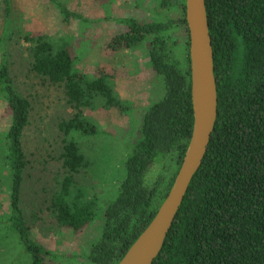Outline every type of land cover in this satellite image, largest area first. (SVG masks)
I'll return each mask as SVG.
<instances>
[{"label":"trees","instance_id":"obj_1","mask_svg":"<svg viewBox=\"0 0 264 264\" xmlns=\"http://www.w3.org/2000/svg\"><path fill=\"white\" fill-rule=\"evenodd\" d=\"M66 21L95 19L47 0ZM173 0L145 8L142 17L114 18L118 31L108 49L119 52L147 45L152 68L164 84L163 97L143 117L141 135L124 162L116 196L100 207L77 176L91 166L82 135L108 131L95 121L98 108L124 109L117 97L115 71L107 66L82 68L73 42L46 30L20 31L29 43L31 69L62 86L75 110L61 124L65 174L50 210L59 229L78 232L102 216L100 234L87 252L86 264H118L149 225L167 196L183 161L194 127L190 36L184 62L176 56L175 30L187 25L186 0L179 19L169 15ZM5 20L11 0H4ZM218 86V117L203 163L190 183L177 217L153 264H264V0H206ZM116 23V24H117ZM188 30V27H187ZM53 35V36H52ZM7 32L0 34V102L9 125L0 151V193L9 216L4 223L17 234L29 264H79L80 255L47 247L32 232L22 207L27 164L23 146L30 101L11 76ZM6 40V41H5ZM100 102V103H99ZM176 167L168 179L158 170L168 158ZM10 180V184H9Z\"/></svg>","mask_w":264,"mask_h":264},{"label":"rangeland","instance_id":"obj_2","mask_svg":"<svg viewBox=\"0 0 264 264\" xmlns=\"http://www.w3.org/2000/svg\"><path fill=\"white\" fill-rule=\"evenodd\" d=\"M62 1H66L69 8L96 21L89 24L79 20L66 21L47 0H11V16L5 20V3L0 0V34L7 32L5 41L11 76L20 93L30 101L29 124L23 134L27 164L22 207L26 218L34 236L47 247L79 254V264H86L89 262L87 252L100 234L102 216L98 215L92 224L74 232L69 228L59 229L53 222L50 210L52 197L65 174L61 157L64 138L61 124L71 119L75 110L62 86L54 85L32 71L30 46L20 31L40 29L63 36L73 42L83 69L95 72L107 66L116 73V93L125 105L124 109L100 106L95 121L108 132L97 137L82 135L80 139L91 166L77 179L90 194L100 199V207H104L116 196L124 162L131 146L141 135L146 110L164 95L163 81L151 66L146 44L119 52H110L107 48L118 31L119 24L114 18L142 17L145 8L156 6L160 0ZM183 1H172L169 11L172 18L182 17ZM187 31L185 24H180L175 30L179 39L176 56L183 62L188 42ZM9 116L5 105L0 102V151L8 130ZM175 167L176 160L170 157L165 167L155 170L168 179ZM4 171L0 166V173ZM6 179L4 192L0 193V203L7 199ZM8 216L9 208L4 202L0 205V264H29L31 258L25 254L22 242L4 223Z\"/></svg>","mask_w":264,"mask_h":264},{"label":"water","instance_id":"obj_3","mask_svg":"<svg viewBox=\"0 0 264 264\" xmlns=\"http://www.w3.org/2000/svg\"><path fill=\"white\" fill-rule=\"evenodd\" d=\"M194 127L174 182L149 225L118 264H153L200 169L218 117V86L206 0H186Z\"/></svg>","mask_w":264,"mask_h":264}]
</instances>
